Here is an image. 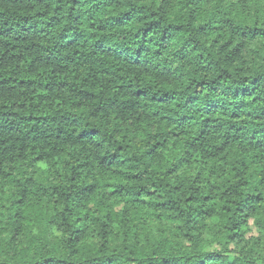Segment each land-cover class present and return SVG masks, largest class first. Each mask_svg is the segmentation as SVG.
Instances as JSON below:
<instances>
[{
    "label": "trees",
    "instance_id": "obj_1",
    "mask_svg": "<svg viewBox=\"0 0 264 264\" xmlns=\"http://www.w3.org/2000/svg\"><path fill=\"white\" fill-rule=\"evenodd\" d=\"M0 264H264V0H0Z\"/></svg>",
    "mask_w": 264,
    "mask_h": 264
}]
</instances>
